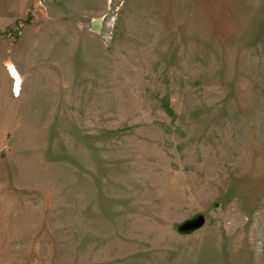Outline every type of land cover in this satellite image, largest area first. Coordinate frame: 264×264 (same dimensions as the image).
Segmentation results:
<instances>
[{"label": "rangeland", "instance_id": "1", "mask_svg": "<svg viewBox=\"0 0 264 264\" xmlns=\"http://www.w3.org/2000/svg\"><path fill=\"white\" fill-rule=\"evenodd\" d=\"M0 264H264V0H0Z\"/></svg>", "mask_w": 264, "mask_h": 264}, {"label": "water", "instance_id": "2", "mask_svg": "<svg viewBox=\"0 0 264 264\" xmlns=\"http://www.w3.org/2000/svg\"><path fill=\"white\" fill-rule=\"evenodd\" d=\"M199 222H201V220L199 221ZM193 224H195V223H193ZM191 225H192V223H191ZM185 225H183V227H184Z\"/></svg>", "mask_w": 264, "mask_h": 264}]
</instances>
